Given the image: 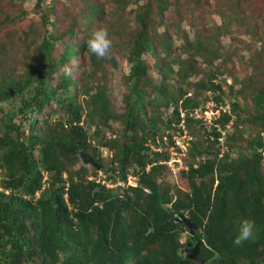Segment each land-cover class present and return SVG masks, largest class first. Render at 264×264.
Returning <instances> with one entry per match:
<instances>
[{
  "label": "trees",
  "instance_id": "obj_1",
  "mask_svg": "<svg viewBox=\"0 0 264 264\" xmlns=\"http://www.w3.org/2000/svg\"><path fill=\"white\" fill-rule=\"evenodd\" d=\"M46 2L34 0L38 27L32 23L23 32L27 64H0V264H194L184 249L206 264H264V87L250 94V119L237 101L220 111V129L211 126L205 140L192 143L191 162L178 172L182 185L172 188L159 180L166 170L160 162L169 154L154 150L165 145L164 137L171 141L166 131L182 120L186 130L200 128L190 113L202 102L221 105L218 69L188 81L197 74L195 56L210 66L220 54L196 37L190 49H181L193 54L173 56V36L150 20V2L136 12L131 35L119 19L108 22L112 16L103 3L84 0L82 8L80 2L54 14ZM155 2L160 23L170 4ZM20 8L4 14L0 29L27 19ZM58 25L62 29L54 32ZM100 27L112 31L104 58L87 46ZM3 50L0 45L2 62ZM117 58L128 70L120 107L110 89ZM65 66L71 77L64 75ZM206 92L211 96L201 97ZM227 124L233 131L224 135L228 150L219 157L217 138ZM241 125L248 135L242 140ZM102 147L111 153L106 178L123 186L107 188L88 178L96 170L81 162L80 153L103 163ZM128 175L135 185H126ZM179 213L194 223V235L175 221ZM244 219L254 222V236L237 246L233 239Z\"/></svg>",
  "mask_w": 264,
  "mask_h": 264
},
{
  "label": "rangeland",
  "instance_id": "obj_2",
  "mask_svg": "<svg viewBox=\"0 0 264 264\" xmlns=\"http://www.w3.org/2000/svg\"><path fill=\"white\" fill-rule=\"evenodd\" d=\"M104 4V8L111 14L108 19L109 23H113L119 19L124 24L126 31L133 34L136 30L137 21L135 19L136 12L142 8L146 3L151 5L150 20H156V27L161 32L168 30L173 36L172 46L174 48L173 56L181 55L185 58L189 54H193L192 50L188 53L181 52L183 47H188V44H193L196 37L200 38V42L208 45L210 49L218 52L220 56L211 63L210 66L205 65L202 57H194L193 64H196L197 74L188 78L191 83L202 79L209 74V71L219 70V75L216 78L218 84H221V90L224 94L221 101L224 110L229 109L232 102L239 103V110L244 111L245 116L251 118L253 113L252 105L250 103V94L257 89L264 87V0H165L170 6L163 12L160 23L155 15L156 2L155 0H93ZM83 7L84 0H47L46 6H54V14H59L63 10H67L73 5ZM116 2H122L118 5ZM0 6V22L4 14L12 16L16 14L17 7L20 6L22 10L27 11V19H18L9 21L0 29V45L4 48L3 53L6 54L7 60L1 63H12L18 69L24 68L28 62V57L24 55L22 49L23 32L28 28L33 29L32 23H35L34 28L38 27V19L34 15L33 4L34 0H26L24 5L16 1L8 2L1 1ZM52 3V4H50ZM176 5V6H175ZM52 19V17H50ZM118 23V21L116 22ZM62 24V23H60ZM63 25H58L54 32H59ZM109 34H112L110 27L106 28ZM40 32L43 28L38 29ZM95 31V30H94ZM34 32V31H33ZM40 34H38V38ZM118 36L115 37V41ZM33 39V35L29 36L27 41ZM190 49V48H189ZM61 44L56 43L55 54H59ZM32 50H28L30 52ZM32 53V52H30ZM118 53V51H117ZM116 53V55H118ZM9 57L14 62H9ZM144 57L147 58L145 55ZM119 66L113 70L111 76L110 89L113 95L112 101L116 107L121 106L122 94L124 92L123 77L127 74V65L124 59L117 58ZM6 66V64H3ZM203 96H211L210 92L201 93ZM205 100L201 103L200 108L196 110L198 115L207 112L209 114L214 106L210 101ZM202 108V109H201ZM201 110V111H200ZM215 113L214 111H212ZM112 127L117 130V123H112ZM248 125V124H247ZM249 126V125H248ZM200 128H191L187 130L191 139L182 142L183 148L186 149L184 157L179 156L180 152H176V161L180 163H172L159 176V180L168 184L172 188L176 186L181 187L179 182L178 172L185 170L191 162L187 155L188 148L193 142L201 139L205 140V131ZM251 127V126H249ZM247 126L241 125L238 129V136L242 140L248 135L245 133ZM224 134H230L233 129L225 128ZM175 128L167 130V132H174ZM193 133V134H191ZM162 134V133H161ZM107 135L109 133L107 132ZM239 143V142H238ZM245 144V141L242 142ZM160 150L168 153L173 152L168 145L158 144ZM227 148V147H225ZM107 147L100 148L101 157L104 162L101 164L108 169L106 162L111 160V153ZM226 150V149H224ZM228 150V149H227ZM169 154V153H168ZM237 151L233 149L231 157L237 156ZM178 158V159H177ZM90 172V171H89ZM262 172L264 173V166L262 165ZM1 178V177H0ZM88 178L95 179L100 184L104 183L111 188L114 182L106 178V175L96 170L95 174L88 175ZM128 184L134 185L133 176L128 175ZM216 183L214 181L213 185ZM184 188V186H183ZM186 216V215H185ZM187 217V216H186ZM184 234V233H183ZM182 234V236H183Z\"/></svg>",
  "mask_w": 264,
  "mask_h": 264
},
{
  "label": "clouds",
  "instance_id": "obj_3",
  "mask_svg": "<svg viewBox=\"0 0 264 264\" xmlns=\"http://www.w3.org/2000/svg\"><path fill=\"white\" fill-rule=\"evenodd\" d=\"M87 46L90 49V51L93 54H95L98 58H104L107 55H109L110 49L112 47V41L109 38L108 30L105 27H100L97 30H95L91 34V36H90V38H89V40L87 42ZM64 75L66 77H71L72 70H71L70 67H68V66H65L64 67ZM210 102L213 104V102L211 100H210ZM199 108H197V109H199ZM197 109H195L194 112L190 113V117H193L194 119H197V121H199V123H198L199 126H201L204 131H210L211 126H214L217 130L220 129V127L216 123V120L219 117L220 111L221 110L222 111H225L222 108V104L221 105H218V106H215L214 105L212 107L211 110L214 111L215 113H213L212 111H210L209 114L207 112H204L202 114V112H201V114L198 115V112H196ZM206 116H209L210 121H211L210 124H205L204 118ZM180 117L183 118L184 117V113H181ZM229 124H227L226 127H229ZM172 125H174V124H172ZM174 128H175V131L174 132L169 133V132L166 131V134H168V135L170 134L171 141L168 140V139H166V137L163 138L164 143L166 142V145H168L167 147H169L173 151L171 153V156H170V152L168 151V153H169L168 159L166 161L160 162V164L163 165V166H165V168H167V165L168 166H172V168H173V164L172 163H175V162L176 163H180L179 161H176L175 160V158H176V152H180L179 153V156L184 157L185 156V153H186V149L183 148L182 142H184L185 140L188 141L189 139H191V136L189 135L188 131L186 130V127L184 125V121L183 120L179 124H177ZM224 132H225V130L224 131L222 130V133L220 131L221 136H219L217 138V140L219 141V144H220V149H219V152L220 153L218 154L219 157H221V155H222V153L224 151H227V148H225L226 146L224 144V139H225ZM209 139L212 140L213 139V136H209ZM189 148H188V150H189ZM224 149H226V150H224ZM188 150H187V154H188ZM154 151H161V150L160 149H156ZM262 156L264 157V152H263ZM101 166H102V168H104L102 164H101ZM104 169L106 170V168H104ZM98 171H100L102 173L101 170H98ZM106 174H107V170H106ZM106 174H104V175H106ZM214 181H216V180L215 179H212L211 180V182H213V183H214ZM216 184H217V181H216V183L214 185H216ZM102 185H104L105 187L108 188V185L107 184L102 183ZM111 185H112V187H115L116 185L123 186L122 182H120V181L117 182V183H113ZM126 185H132V184H128V182H127ZM179 214H181V213H179ZM177 215H174L175 221H177L176 220V216ZM183 216H185V215H183ZM254 227H255L254 222L251 219H244V220H242L240 222L239 226H238L237 233H236V235H235V237L233 239V244L239 246V245H242L244 242H246V241L250 240L251 238H253V236H254ZM180 239H183V242H180ZM180 239H179L180 244H183L184 241H185V235L183 234V236H181ZM184 250L182 251V253H185ZM185 257H186V254H185Z\"/></svg>",
  "mask_w": 264,
  "mask_h": 264
},
{
  "label": "water",
  "instance_id": "obj_4",
  "mask_svg": "<svg viewBox=\"0 0 264 264\" xmlns=\"http://www.w3.org/2000/svg\"><path fill=\"white\" fill-rule=\"evenodd\" d=\"M80 159L84 165H89L96 170H101L103 174H106V170L102 168L101 164L98 163V161H96L90 154L86 152H81ZM176 220L182 225H184L185 227H187L191 235L195 234V231H194L195 226H194V223L190 219L186 218L182 214H178L176 216ZM184 252L186 254V259L192 260L194 264H206L205 260H196L191 254L190 249H185Z\"/></svg>",
  "mask_w": 264,
  "mask_h": 264
},
{
  "label": "built area",
  "instance_id": "obj_5",
  "mask_svg": "<svg viewBox=\"0 0 264 264\" xmlns=\"http://www.w3.org/2000/svg\"><path fill=\"white\" fill-rule=\"evenodd\" d=\"M204 121H205V124H210L211 123L209 116H206L204 118ZM180 242H183V239H180Z\"/></svg>",
  "mask_w": 264,
  "mask_h": 264
}]
</instances>
